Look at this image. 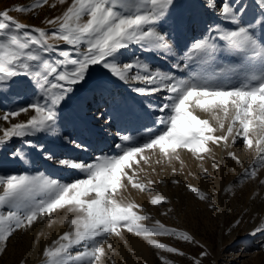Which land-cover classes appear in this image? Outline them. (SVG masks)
<instances>
[{"label": "snow or ice", "instance_id": "obj_1", "mask_svg": "<svg viewBox=\"0 0 264 264\" xmlns=\"http://www.w3.org/2000/svg\"><path fill=\"white\" fill-rule=\"evenodd\" d=\"M178 2L71 0L61 15L45 21L54 29L51 32L17 22L9 10L0 12V97L8 95L16 85L30 90V95L36 98L30 102L26 97L23 105L0 114V121L10 125L0 128V146L19 139L27 148L52 160L54 154L40 141L56 137L87 151L86 145L62 130L63 110L74 93L89 88L90 69L97 65L127 85L131 92L145 98L140 101V110L144 115H154V123L159 126L143 142H134L130 135L117 132L115 155L102 154L93 162L56 159L59 166L83 173V178L69 183L43 173L0 175V254L6 251L13 233L27 231L39 220L50 219L59 210L67 209L75 214L68 222L70 230L42 250L44 264H104L107 251L112 250L110 240L121 237L125 231L142 238L157 251L183 256L176 247L153 237L195 243L188 232L169 228L159 220L146 226L143 222L150 221L151 216L140 214L143 210L138 204L124 203L118 198L129 186L141 193L151 191L154 181L143 183L138 176L151 157H158L156 163L172 162L180 160L181 152L186 151L204 161L217 148L242 144L249 150L255 148L258 157L245 170L243 179L258 178L259 169L264 168V0H252L259 15L251 20L245 19L249 13L247 0H203L200 7L205 14L214 16L215 21L203 16L185 20L177 14ZM59 3L64 5L67 0ZM47 4L48 0H37L35 5L12 10L29 13ZM191 23L202 30L181 48L179 35ZM173 33L177 35L175 40ZM59 42L67 48H61ZM133 46L166 60L173 59L176 52L183 54L179 62L172 64L173 71L166 72L149 65L142 56L124 59V50ZM224 56L240 58L239 84L224 83L230 71L218 63ZM194 65L206 66V74L190 79L177 77V72L191 70ZM17 77L26 80L18 81ZM149 97L158 102L153 103ZM21 115L28 118L11 123ZM100 118L111 123L108 117ZM227 155L240 163L234 152ZM12 156L24 159L21 150H15ZM212 167L219 170L220 165ZM203 173L207 175L208 169H203ZM172 183L180 181L173 179ZM259 183L264 185V179H259ZM187 187L199 201L209 204L205 191ZM226 191L231 193V187ZM168 203L159 194L150 200L153 206ZM171 211L168 208L161 214ZM207 255V251L201 252L194 264H201ZM160 260L161 264H171L163 256Z\"/></svg>", "mask_w": 264, "mask_h": 264}, {"label": "rangeland", "instance_id": "obj_2", "mask_svg": "<svg viewBox=\"0 0 264 264\" xmlns=\"http://www.w3.org/2000/svg\"><path fill=\"white\" fill-rule=\"evenodd\" d=\"M36 2L37 0H0V12L9 10L10 16L17 22L51 32L54 29L46 25L45 21L61 15L71 0H67L64 5H61L59 0H48L47 5L29 13H18L12 10L15 7H29ZM202 2L203 0H179L177 14L185 20L203 16L208 21H215L214 16L204 13L200 7ZM247 3L249 13L245 19L251 20L254 15H259V10L252 4V0H247ZM53 4L56 7H52ZM201 30V27L195 23L183 29L179 35L181 48L185 42L190 43L193 37L199 36ZM256 35H260L259 29ZM173 39H177L176 33H173ZM59 43L61 48H67L63 42ZM124 51V59H131L133 55L142 56L149 65L166 72L173 71L172 64L179 62L183 54L176 52L173 59L166 60L163 57L142 52L136 46ZM55 58L56 56L53 55L52 59ZM234 58V56H224L218 63L222 67H239L241 70V61L237 66H232L231 61ZM204 74H206V66L196 65L191 70L185 69L183 72L176 73L179 79H190L194 75ZM16 79L26 80L25 77ZM224 83L231 86L239 84L240 81L238 77L233 76V71H229ZM97 84L100 87H95ZM88 85L89 88H81L74 93L69 101H66L63 110L65 117L69 108H73V118L67 122L64 120L67 134L77 142L84 138L82 143L87 146V151L78 149L73 159L93 162L102 154L115 155L118 150L114 144L119 143L115 135L117 132L130 135L134 142H143L148 135L159 130V126L154 123L155 116L144 115L140 110V101L145 98L137 96L129 90L127 85L110 77L99 65L90 69ZM93 88L94 90H90ZM91 96L94 99L99 98L95 102L98 104L93 103ZM26 97L30 102L36 99L30 95V90L14 85L8 95L0 97V114L23 105ZM148 99L153 103L158 102L152 97ZM84 103L87 108L85 111H79ZM200 115L208 118L207 114ZM102 116L108 117L111 123L101 119ZM27 118V115H21L11 123L24 121ZM213 124H215L214 121ZM9 126L8 123L0 121V128ZM100 141L110 143L108 148L99 154L89 156L95 144ZM40 142L50 149L54 159L46 160L42 154L27 148L19 139H13L10 144L0 146V175L43 173L62 183L83 178V173L69 170L55 163L56 159L69 158L67 144L55 137H45ZM15 150L23 151L24 159H14L12 153ZM228 152H234L240 163L231 160L227 155ZM157 158L153 155L149 163L144 166V170L138 172L141 182L154 181L150 185L151 191L141 193L129 186L123 191L122 197L118 198H122L124 203L138 204L143 210L140 214L150 215L152 219L143 222L146 226H153L154 222L159 220L169 228L188 232L195 243L178 241L170 237H153L158 242L179 249L184 253L180 256L157 251L142 238L125 231L121 237H112L110 240L112 250L107 251L104 264H112L113 261L115 264H161V256L171 261V264H194V260L200 258L203 251H207L208 255L201 259V264H264V231L258 230L264 229V185L259 183V179H264V168L259 169L257 179H243L245 170L252 167L253 161L258 159L255 148L249 150L242 144L230 145L228 149L220 147L209 154L204 161L196 159L186 151L181 152L180 160L172 162L156 163ZM213 164H219V170L213 168ZM173 168L176 169L175 173ZM205 168L208 169L207 175L203 173ZM173 179L180 183L173 184ZM189 185L205 191L209 195V204L215 207L199 201L193 193L188 191ZM229 187L232 189L231 193L226 191ZM157 194L165 197L170 203L160 206L151 205V198ZM168 208L172 211L162 215L161 213L167 212ZM74 217L75 214L67 209L59 210L50 219L39 220L27 231L19 230L13 233L6 251L0 254V264H44L42 250L70 230L68 222ZM254 231L255 235L252 234Z\"/></svg>", "mask_w": 264, "mask_h": 264}, {"label": "bare ground", "instance_id": "obj_3", "mask_svg": "<svg viewBox=\"0 0 264 264\" xmlns=\"http://www.w3.org/2000/svg\"><path fill=\"white\" fill-rule=\"evenodd\" d=\"M239 61H240V58L235 57V58L233 59V61H231L232 66H237V65L239 64ZM225 66H226V65H225ZM227 66H228V65H227ZM225 68H226V69H229L230 72L233 71V76L238 77L239 81L241 82L242 77H241V75L238 74L239 71H240L239 67H225ZM235 72H236V73H235ZM91 97H92V101H93V103H94V104H98V103H95V102H96L97 99L99 100V98L94 99L93 96H91ZM68 101H69V100H68ZM71 101H72V100H71ZM67 103H68V102H67ZM80 107H81V108L79 109V111H85V109L87 108V105L84 103V104H82ZM72 110H73V108L70 107V108H69V111L66 112V114H65V122H67V121H69L70 119L73 118V111H72ZM147 119H148V118H147ZM62 130H63V131H66V123H64V127H63ZM53 138H54V137H53ZM55 138H56V137H55ZM57 139H58V138H57ZM83 139H84V138L79 139V140H78L79 143H82V140H83ZM52 142H53V141H52ZM82 144H83V143H82ZM108 144H110V143H108ZM108 144L105 143V142L100 141L98 144H95L94 149H92V153H91V154H88V155H89V156H92V155L94 156V155H96V154H99L101 151H104L105 149L108 148ZM66 146H69V148H67L68 153H69L68 157L71 158V159H73V156L76 155V152L78 151V149L75 148L74 145H72V144H67ZM61 167H62V166H61ZM134 244H136V243H134Z\"/></svg>", "mask_w": 264, "mask_h": 264}]
</instances>
